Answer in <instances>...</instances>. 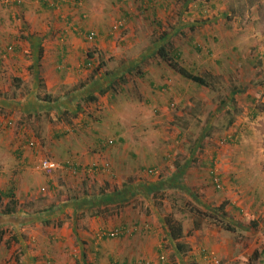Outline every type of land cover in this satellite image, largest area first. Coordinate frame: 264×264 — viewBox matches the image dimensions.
<instances>
[{
    "label": "crops",
    "instance_id": "0c3cea01",
    "mask_svg": "<svg viewBox=\"0 0 264 264\" xmlns=\"http://www.w3.org/2000/svg\"><path fill=\"white\" fill-rule=\"evenodd\" d=\"M207 1L206 5L215 7L213 3L217 0ZM115 5L116 1L111 4L109 0H0V264H48L49 260L57 264H136L140 259L164 264L160 259L155 261V256L157 251L164 254L158 248V240L168 228L166 220L170 215H163L154 205L158 201L156 198L171 189L188 191L191 195V188V191H195L192 198L207 208L211 204L215 206L217 214L224 213L223 217L236 229L240 228L238 224L243 218L252 219L250 227L246 229L263 227L264 154L257 152L248 138L252 149L246 150L248 145H244L246 142L243 144L239 136L226 139L227 143L224 144L219 140L213 146L215 150L212 153L202 155L201 162L195 163L198 166L186 167L185 163L180 166L178 162L171 167L172 172L166 175L167 180L152 178L143 182L141 178L145 176L147 165H154L152 168L157 173L166 166L168 157H164V160L160 155H166L163 147L168 144L162 138L155 141L154 136H147L143 131L148 124H161L163 120L148 111L149 120L146 119V112L136 113L132 118L121 119V132L116 131L118 136H109L108 131L99 128L101 125L108 127V116L114 114L113 107L108 106V97L104 99L99 96V99L96 93L95 98L99 102L89 104L87 113L81 115L74 128L71 129V125L65 123L52 128L45 122L46 127L54 130H50L44 143L51 155L66 161H56L65 166L63 171L70 169V164L79 169L80 165L88 166L95 160L100 161L95 165H100L98 170L103 172L109 163L119 167L123 180L114 190L118 189L117 193L121 191L122 196L108 201V195H105V200L96 198L98 202L88 200L89 196L73 202L65 199L67 201H63L61 206L55 205L49 210L48 207H40L34 211L26 208L25 203L40 206H37L40 198L37 185L31 183V176L25 175L31 172L29 165L33 161V155L38 154V169L44 174L47 173L41 169L40 161L42 158L49 159L41 156L39 141L29 138L25 142L28 126L26 120L40 113H49L53 117V113L60 116L63 111H68L69 105L63 103L67 98L60 97V90L74 81H87L85 87L75 92L76 99L79 96V99L86 97L96 89V80L91 79L92 70L85 68V64L89 65L95 59L92 53L94 46L101 49L107 57L108 51L114 52L116 37L120 35L123 42L119 46L123 45L127 49L131 47L122 35L125 29L130 28L128 25L119 32H113L116 23L114 20L120 17L114 16L118 9ZM206 7L201 6L199 13L206 12L203 11ZM91 25L99 33L91 30ZM230 30V27L220 24L204 27L199 32V38L195 36L192 40L201 45L211 44V37L220 36L224 39L226 31L228 33ZM91 31L98 35L93 42L84 38ZM232 37L234 36L225 39L230 42L229 38ZM232 40L234 42V38ZM161 43L158 40L157 44ZM182 43L178 45L183 47H179V57L185 67L193 60L188 58L189 54L184 48L188 46V42L182 40ZM140 47L145 48V45H139L138 48ZM151 47L146 52L143 51L142 58L136 61V65L148 63L153 59L150 55H157ZM233 49L234 46H231L229 52ZM192 56L200 59L195 52ZM194 63L199 66L201 62ZM143 71L147 78L167 77L172 73L170 69L159 73L152 65ZM11 78L23 79L22 86L30 84V90L24 88L19 91L13 84L6 86ZM37 79L44 81L49 95L57 97L56 103L37 99L36 95L41 91ZM102 81H106L108 91V75ZM180 91L184 92L182 89ZM141 93L147 104H150L149 100L153 101L157 114L167 110L161 96L152 97L150 92L144 90ZM156 99L160 101V107L155 106ZM74 111L79 114L77 108ZM258 114L253 109L252 116ZM96 117L100 122H94ZM109 123L110 126H119V122L115 120ZM69 131L73 133H68ZM110 140L115 141L113 146L108 145ZM29 141H37V146L29 147ZM172 155L175 156L174 153ZM69 158L73 161H68ZM152 159H155L156 166L150 164ZM191 159L194 162L195 158L191 156L189 160ZM5 160L11 165H6ZM88 171L92 172V168ZM208 171L211 175L217 171L221 179L223 188H216V193L212 192L207 182ZM134 177L137 178L136 181ZM38 181L41 192L47 193L48 188L42 186L43 180ZM108 182L111 184L110 177ZM48 183L52 184L50 180ZM77 185L81 190L80 183ZM107 185L108 183L101 187V191L107 192ZM9 194L12 197H8ZM140 197L146 205L143 212L137 210V205H141ZM158 204L161 205V202ZM51 211L53 217L49 216ZM186 216L187 214L183 220ZM191 222L192 227L186 221L180 222L184 235L178 242L183 244L184 253L177 250L176 241L170 238L167 230L168 241L173 244L170 245L180 254L188 252L186 258L199 264H214L215 260L221 264H264L262 236L257 237V245V240L254 243L261 260L253 262L252 253L244 250L240 242L235 240L237 231L232 233L209 225L200 215H195ZM114 229L122 230L123 234L115 239L108 238L106 233ZM178 261L184 264V259Z\"/></svg>",
    "mask_w": 264,
    "mask_h": 264
},
{
    "label": "rangeland",
    "instance_id": "374dc122",
    "mask_svg": "<svg viewBox=\"0 0 264 264\" xmlns=\"http://www.w3.org/2000/svg\"><path fill=\"white\" fill-rule=\"evenodd\" d=\"M113 1H116L115 6L118 8L117 11L114 10V16H120L116 17L114 22L124 21L125 26L130 27L125 29L122 35L126 37L125 41L131 47L127 49L123 45L119 46L123 42L120 35L116 37L114 52L108 51L107 57L101 49L94 46L92 53H94L95 59L91 62L93 64L88 67V64H85V68L92 70L91 79L96 80L94 85L96 91H90L91 93L89 92L90 94L86 97L79 99V96L76 99L75 92L86 86L87 81H83V79L79 82L74 81V83H70L61 89L60 97L65 96L67 98L63 103L69 105L68 111H63L60 116L56 113H53V117L49 113H40L27 118L28 126H26L25 142L29 138H33V140L39 141L41 156L61 163L66 162L49 153L46 147L47 144L44 143L47 134L59 123L70 124L71 129L74 128L81 115L87 113L89 104L99 102L87 101L86 98L98 95L99 99L100 97L104 99L108 97V106L113 107L114 114L111 113L108 116V127L101 125V128H99L105 132L108 131L109 136L114 134L118 136L116 131L121 129V119L125 118L126 120L130 116L132 118L136 113L146 112V119L149 120L150 114L147 113L148 111L154 117L159 116L163 120L161 124H148L143 131L147 136H154L155 141L157 138H162L161 140L168 144L163 147L166 155L160 156L169 159H166L165 168L159 171L157 175L148 172V169L154 166L152 164L156 166L155 159H152L150 162L152 166L147 167L149 166L147 165L145 167V176L141 178L143 182H148L152 178H158L157 180L166 179V175L172 172L171 167L173 168L174 164L178 162L180 166H183V163L186 164V167L198 166L195 163L197 161L198 163L201 162L202 155L206 156L212 153L215 150L213 146L219 140L224 144L227 143L226 139L233 136H239L243 144L246 142L244 144L248 145L246 150L252 149L251 144H253V148L257 152L264 154V0H217L213 3L215 7L210 6V4L206 5L208 4L207 0H152L150 6H146L141 0ZM113 1L109 0L111 4ZM201 6H207L206 9H203L206 12L202 14L199 13ZM214 11L216 13H213ZM222 13H224V16H221ZM218 24L231 28L228 33L226 31L225 38L233 35L234 42H232V38H229L230 42H228L220 36L218 38L211 37L213 43L205 45L192 40L195 36L199 38V32L201 29L204 30V27ZM90 27H92L91 30L98 32L95 26L91 25ZM175 31L177 32L175 33ZM164 35L169 36L170 43H173L174 49L179 53L181 52L180 48H183L182 46L178 47V45L183 44L182 40L188 42V46H184V48L189 54L188 58L193 62H188L185 68L205 78L210 84V88L199 86L182 78L158 54L156 56L150 55L153 59L149 60L148 63L136 65V61L141 60L143 51L146 52L151 46H155V48H151L157 52L160 48L157 41ZM143 44L145 48L140 47L139 49L138 46ZM196 46H200V48ZM231 46H234V49L229 52ZM194 52L198 54L199 60L192 56ZM179 56L180 54L176 57L179 58ZM179 59L182 62L181 58ZM196 61L201 62L199 66L194 63ZM149 65L156 67L159 73L168 71V69L172 70V73L167 77L147 78L143 69L149 67ZM107 75L108 91L106 81H102L103 77ZM16 78L9 79L6 86L13 84L19 91L24 88L27 91L30 90V84L23 87V79ZM37 82L39 83V90H41L36 95L37 99L56 103L57 97L46 92L47 87L44 81L37 79ZM181 89L184 91L183 93L180 91ZM142 90L150 92L152 97L155 95L161 96L162 100H165L163 104L167 110L164 113L159 112L157 114L155 112L156 107H153V101L148 99L150 104H147L144 100ZM233 92L237 95H233ZM21 96L24 97L23 94ZM155 106L160 107V101L157 100ZM74 108L79 110V114L74 111ZM253 109L259 113L257 116H252ZM122 114L125 115L122 116ZM111 120L119 122V126H114V124H112L113 127L110 126L109 122ZM231 120L235 121L233 125L229 123ZM45 122L51 125L52 128L46 127ZM94 122H100V119L98 120L96 117ZM96 132L99 133L98 130ZM68 133L73 132L69 131ZM169 146H172V149H169ZM171 153H174L175 156ZM191 156L195 158L194 162L192 159L189 160ZM36 157H38V154L33 155V161L29 165L31 172L25 175L31 176L33 178L31 183L37 185V194L40 196L37 206H40H29L28 203H25L28 210L34 211L40 207H48L49 210L52 206H61L63 201L73 202L83 196H89L88 200L98 202L96 198L104 199L105 195L110 196L112 193L118 192V189L114 190V188L120 186V182L123 180L119 167H114L111 163H109L105 172L98 170L100 165L95 164H99V160L93 161L88 166L83 167L80 165L79 169L70 164V169L66 171L59 170L44 174L38 169L40 158L36 159ZM68 161L72 162L73 159L69 158ZM5 164L11 165L8 160H5ZM91 168L92 172L88 171ZM208 172L207 182L210 184L212 192L216 193L213 175L210 171ZM108 177L111 179V184L108 182ZM134 178L136 181L137 178ZM39 179L43 180L42 186L48 188L47 193L41 192V187L38 186L40 184L38 183ZM48 180L52 184H49ZM79 183L81 190L78 189L79 185L77 184ZM106 183H108L106 186L107 192L101 191L100 188ZM189 191L191 195H195V191H191V188H189ZM121 193L120 191L118 195ZM191 195L188 191L167 190V192H163V195L156 198L158 201H155L156 205L154 206L163 215L167 216L169 214L177 222L186 221L190 227L193 226L191 219L195 215L197 216L198 211H200L202 212L200 217L204 222L216 226L212 222L213 220L210 219L212 215L216 219L221 216L217 214L215 206L211 204L207 208L204 204L200 205L198 200L192 198ZM140 200L141 205H137L139 207L137 210L143 212L146 205L141 197ZM159 202H161V205L158 204ZM170 210H172L171 214L169 213ZM52 213L51 211L49 216L53 217ZM186 214L187 216L183 220ZM191 214L192 216H189ZM251 220L250 218H243L238 224L240 228H237L234 236H236L235 240L240 242L244 250L252 253L253 262H255L261 260V255L255 248L254 243L257 240L256 245L258 244V236L264 238V222L262 228L254 226V228L246 229V227H250L249 222ZM167 230L166 227L163 231L165 234L162 233L158 240V248L159 250L161 248L164 254L157 251L155 261L163 256L165 258L164 264H180L181 261H178L180 259H184V264H199L188 257L186 258L188 252L182 253V255L181 252L174 250L173 244L168 241L170 239H168ZM260 233L261 235H258Z\"/></svg>",
    "mask_w": 264,
    "mask_h": 264
},
{
    "label": "trees",
    "instance_id": "16d2710c",
    "mask_svg": "<svg viewBox=\"0 0 264 264\" xmlns=\"http://www.w3.org/2000/svg\"><path fill=\"white\" fill-rule=\"evenodd\" d=\"M160 41H162L161 44H159L160 47L158 50H157V54L159 57H161L168 65L169 67L177 74H180V76L182 78H185L189 81H192L196 84H198L199 86H202V87H206V88H210V84L207 82V80L199 75H196L194 73H192L191 71H189L187 68H185L182 64V62H180V57L177 58L176 56L179 54V52L177 50L174 49V45L173 43H170L169 41V37L168 35H164L162 36L161 38H159ZM158 43V41H157ZM233 95H236L234 94L233 92ZM88 99L87 101H97V99L95 97H89V98H86ZM231 125H233L235 123L234 120H231L229 122ZM112 142V143H111ZM115 144V141L114 140H110L108 141V145L109 146H113ZM154 169L152 168V171ZM123 194V193H122ZM122 194H119L116 192V193H112L110 196H108V201H111V199L114 197V198H117V197H121ZM8 197H12V195H8ZM106 198V197H105ZM52 208V207H51ZM197 215H202V212L198 211V214ZM220 217L218 219L214 218V216H210V219H212L213 223L226 230V231H229V232H235L237 231L236 227L232 224V223H229L223 216L225 215L224 213L220 212ZM226 221V222H225ZM166 224L168 226V231H169V236L172 240L176 241V248L179 252H185L184 251V247H183V244L181 242H178L181 237L184 235V231H183V226L182 224L178 221H175L172 217H169L167 218L166 220ZM165 263V262H163Z\"/></svg>",
    "mask_w": 264,
    "mask_h": 264
},
{
    "label": "built area",
    "instance_id": "2783aa9c",
    "mask_svg": "<svg viewBox=\"0 0 264 264\" xmlns=\"http://www.w3.org/2000/svg\"><path fill=\"white\" fill-rule=\"evenodd\" d=\"M141 1L146 6H150L152 4V0H141ZM124 27H125V22L124 21L116 22L114 24V26H113V32L121 31ZM97 37H98L97 33L93 32V31H91L89 33H86L84 35V38L86 39V41H89V42L95 41L97 39ZM91 65H92V63L87 65V67L91 66ZM28 145H29V147H33L34 148V147L37 146V142L29 141ZM40 162H41L40 163L41 169L44 172H46V173H53V172H56V171H59V170H63L65 168V166L63 164H60V163H58L56 161L49 160V159L42 158ZM150 174L157 175L158 173H157L156 170H153V171L151 170ZM212 175H213V182H214L216 188L221 190L223 188V185H222L221 179H220L217 171L213 172ZM122 234H123L122 230L114 229V230H111V231L107 232L106 236L108 238H110V239H115V238H118L119 236H121ZM160 261L164 262L165 258L162 256L160 258ZM48 264H57V263L52 261V260H49ZM136 264H157V263H155L153 261L139 260V261L136 262ZM214 264H221V263H220V261L215 260Z\"/></svg>",
    "mask_w": 264,
    "mask_h": 264
},
{
    "label": "clouds",
    "instance_id": "9594fccd",
    "mask_svg": "<svg viewBox=\"0 0 264 264\" xmlns=\"http://www.w3.org/2000/svg\"><path fill=\"white\" fill-rule=\"evenodd\" d=\"M219 190V189H218Z\"/></svg>",
    "mask_w": 264,
    "mask_h": 264
}]
</instances>
